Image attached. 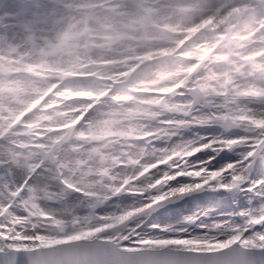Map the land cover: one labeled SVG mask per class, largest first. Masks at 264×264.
Instances as JSON below:
<instances>
[{
    "label": "snow or ice",
    "instance_id": "6c2138e0",
    "mask_svg": "<svg viewBox=\"0 0 264 264\" xmlns=\"http://www.w3.org/2000/svg\"><path fill=\"white\" fill-rule=\"evenodd\" d=\"M13 6L18 15L8 17L7 24H0V33L10 35L14 30L23 29V16H30L33 9L42 10V17H48L67 8L66 4L52 5L48 0H14ZM254 9L264 10V0H250L241 5L220 3L216 6L186 0H170L168 3L161 0H124L115 11L122 14L125 27L145 36L158 34L167 41L168 46L157 47L146 41L143 48L134 50L135 58L126 63L113 59L107 53L86 59L77 57L65 64H40L37 67L29 63L25 69L14 72L9 79L0 82V141L3 142L0 144V170L4 176L14 175L17 168L25 173L22 183L12 185L6 180L0 188L5 197L0 200V264H264V176L252 180L247 188L243 187L254 169L264 170V160L257 163V149L264 150V128L254 127L252 123L243 124L254 133L250 137L227 139L215 136L204 143L193 142L196 151L192 157L208 148H213L218 154L225 148L250 144L251 150L243 153L240 161L210 168L196 158L198 162H203L202 167L210 173L209 179L204 180L201 172L196 171L194 181L181 182L176 177L173 180L175 183L169 186L174 193L172 198L203 190L209 186V181L212 190H227L232 196V203L237 206L239 192L248 196L247 206L240 207L239 211H203V216L211 217L209 222L201 220L198 214L176 221V225L195 224L200 229L199 235L170 223L156 222L158 217H152V213L163 207L162 203H158L141 211L139 216H131V213L120 215L119 220H126L127 223L108 232L91 226L81 231L69 223L63 240L71 243H61L60 238L48 235V229L41 231L37 227L39 223L59 217L58 211L45 209L39 202L50 195L48 185L38 181L29 184L34 174L41 175L37 170L49 162L52 166L50 170L58 173L66 186L59 194L61 197L71 195L72 191L85 196V193L73 187L75 180L67 179L69 166L65 165L60 155L63 146L69 142L84 145L85 138L92 130L100 127L98 117L114 115L110 109H122L125 103L133 102V96L144 95L138 90L142 85L136 83L116 94H112V89L117 84H127L138 70L154 61L170 57H179L184 61L175 71L167 74L166 82L174 83L178 93H183V96H190L189 116L195 105L204 102L213 109L207 120L236 125L235 121H223L216 114L227 112V104L239 103L244 97L241 81H251L257 73H264V16L255 25L250 24L247 18ZM42 22V19H38L29 26L34 31ZM87 31V28L83 29V32ZM114 33L105 37L109 48L122 39L119 29L114 28ZM80 34L65 33L59 43L51 47L68 46L71 50V36ZM37 47H40L39 43ZM99 47L104 48L105 45ZM209 63H218L223 68L211 74L202 73L201 70L207 68ZM118 65L122 66L123 71L118 70ZM89 78L107 83L95 92L65 86L66 81ZM158 78L165 80V74ZM213 80L217 84H211ZM41 82L42 87L38 86ZM225 85L234 87L227 96H217L221 103H207L206 97L217 95ZM94 109L96 117L90 119L86 126H80L81 121ZM102 123L108 124L109 121L103 120ZM98 142V137H94L93 143ZM87 147L93 153H99L98 148H92L90 144ZM29 152L36 155L28 163H22L20 154ZM79 155L80 149L74 148V162H78L76 158ZM214 158L209 157V160ZM33 162L39 167H29ZM114 198L118 199V196ZM156 199L162 202L170 200L160 196ZM170 211L166 209L165 214ZM214 212L215 215L210 216ZM32 220L36 222L32 231L24 230V225ZM225 221L231 226L225 227ZM213 230L224 233V238L210 244L208 249L197 251L180 246L201 241L207 244L205 234ZM153 231L158 234L151 235ZM80 236L90 238L80 239ZM135 238L143 248L165 249L162 245H169L167 248L170 250L134 251L131 243ZM34 240L58 247H27ZM151 244L161 246L149 247Z\"/></svg>",
    "mask_w": 264,
    "mask_h": 264
},
{
    "label": "bare ground",
    "instance_id": "6f19581e",
    "mask_svg": "<svg viewBox=\"0 0 264 264\" xmlns=\"http://www.w3.org/2000/svg\"><path fill=\"white\" fill-rule=\"evenodd\" d=\"M199 1H202V4H208L212 6L220 4L219 0ZM123 2L124 0H65L62 3L66 4L67 8L61 9L48 17H42V10L33 9L31 15L29 16V19L32 21L42 19V21L51 22L56 18L61 20L63 23L59 26L48 25L47 28L49 29L40 28V26H38L34 31L30 28L29 23H25L23 29L14 30L10 35L6 33H0V56L4 57L5 60L18 67V69H25L29 63H32L38 67L41 63L39 61H34V53L30 55L28 52H23V48L18 49L20 46L18 43L13 44L11 46L13 48L10 51L8 45H4V43L8 40V38L11 37L15 38L17 36H22L24 38L23 40L25 41L28 38L50 35L51 33L53 37L58 39V42L65 33H81L79 36H71L69 41L70 45L76 49L75 51H79L77 54L71 55L70 53L67 54V52L64 53L62 51L58 55H53L50 54L53 49L51 45L53 44L49 45V42L46 44H43L41 41L38 42L40 48H36L35 52L43 53L45 56L54 57V62L57 61L66 63L67 61H72L71 59L75 60L77 57L86 59L88 57H96L105 53L111 55L113 59L123 62L128 57L117 56L116 52H118L120 48L126 46L129 48L132 47V51L134 52L133 44L139 43V47L137 48H143L144 44L141 43H145L146 41H150L157 47L168 46L167 41L161 38L158 34H149L145 36L139 31H134L125 27V21L122 17V14L115 11V8ZM186 2L194 3L195 0H186ZM245 2H250V0L225 1V3L231 5H241ZM48 3L52 5L57 4L55 0H48ZM13 5L14 0H10L6 6V9L0 15V18H2V20H0V24H7L8 17L18 15ZM94 5L96 7L93 10H83V7L85 6ZM122 12H126V10H122ZM260 18L261 17L256 16L254 18L251 17V19H247L250 24L255 25ZM78 21L85 23V26L83 25V27L79 29L75 25V23ZM93 22L99 23V26H95L92 24ZM85 28L88 29L87 32H83V29ZM114 28L119 29L122 39L116 43H113L109 48L107 47V41L105 40V37L114 35ZM20 33H22V35H20ZM80 40H82L84 43L97 41L101 43V45H105V47H100L101 49L99 52H94L91 55H84L81 53L82 43H79ZM97 42L96 44H98ZM48 45L50 47L45 48ZM2 46H4V50L2 49ZM25 48L28 50V45L25 46ZM13 53L16 54L12 55ZM253 61L255 62L254 58ZM181 63H184V61L179 57H171L170 60L163 63L162 66L149 71L144 77L135 82L136 84L142 85V87H140L138 90L144 93V95L133 96L131 99L138 104H148L153 102L160 106L173 101L168 99V93L172 89H177V86L172 82H166L168 80L167 74L175 71L176 67H178ZM213 65L215 64L211 63L207 66V68L202 69V73H214V71L209 70L210 66ZM161 74H165V80L158 78ZM0 82L3 81L0 80ZM210 83L217 84V82L214 80L210 81ZM241 84L243 85L242 91H244V97L239 101V103L227 104V112L216 114L219 118L229 123L235 121L236 125L225 124L227 129L224 131L222 130L219 133L212 131V128L215 127V124L211 122L209 123V121L206 119L208 114L213 111L212 107L209 105H207L205 108L199 107L194 110L195 112L193 116L191 118L189 117L187 121L189 123L188 128L191 129L188 131L179 130L180 121H178L177 118L168 116L167 114H165L162 119L155 120H153L150 116L148 119L135 118L133 124L127 125V127H125L126 124H124L125 121L122 118H113L112 115L98 117V120L101 121L100 127L93 129L92 133L85 138V144L79 147L80 152L86 151V154L88 150H91V148L87 147V145L90 144L92 148H98L99 153H93L91 151L94 157H97V160L92 161L85 157V159L78 157L76 158L78 162H74L73 155H71L68 150L71 152L79 145L72 142L69 143L66 151L62 150L60 152V155L63 157V162L65 165L69 166L67 179L69 181L75 180L73 185L76 186L77 189H84L83 186L77 187V185H81L83 181H85L87 185L91 184L92 186H96L99 177L105 183L103 186H101L104 198H102V200L97 199V207L99 209H95V211L92 212L91 210H87V208H83L81 206V202L83 203L84 201L83 199L80 200L77 198L78 200H76V198H69L67 196L61 197L59 195L61 192L56 191L53 187L55 181L52 179V177H47L52 175V172L49 170L48 165L46 164V166H42L37 170V172L41 175L37 176L34 174L32 180L29 181V184L38 181L48 185L50 191L49 196H52L54 200L52 202H48L46 201V198H44L39 202L45 209L58 211L59 217L58 219L54 218L39 223L37 224V227L41 231L48 229L49 231L54 230V232H60L66 230L69 223L75 227H79L84 224H90L93 223V221H96L98 225L102 223H109L112 220L119 218L120 215L129 213L131 211L140 210V208L147 204L148 201L153 197H163L165 195L171 194L172 191L169 186L175 183L172 181V178L175 175L186 176L180 177L179 181L181 182H191L196 179L195 172L200 171L203 179L208 180L210 173L205 167H202L203 162L210 168H219L228 162L240 161L242 159V154L247 152L245 150L248 148V144L236 145L233 147V149L225 148L218 154L216 151H213L211 155L196 153L195 157H192V154L196 151V148L193 144L194 141L197 143H204L211 140L215 136H221L222 138L227 139L252 136L254 133L249 131L246 125H243L245 122L252 123L253 126L257 128H264V118H261V115H264V101H261L264 100V73H257L251 81L243 80L241 81ZM40 86L42 87L43 84H40ZM104 86L105 84L96 85L94 87L87 86L83 88H71L74 90H91L95 92L99 91ZM129 87H132V85H129ZM232 87L234 86L225 85L223 89L216 95V98L213 100L212 104L221 103V101L217 99V96H227L232 90ZM166 89H170V91ZM115 92H117V90H112V94H116ZM104 99L108 100L107 97ZM109 111L113 113L121 112L124 116L131 115L124 108L118 109L113 107ZM96 115L97 113L94 109L92 113L88 114L86 119L81 121L80 126H86L87 122L90 119H94ZM137 116L139 115L137 114ZM141 116L142 115L139 117ZM103 120H108L109 123L103 124ZM101 132H103V134H101ZM160 134H162L161 143L159 145H151L149 143L150 140ZM121 135L124 137L132 136L136 139L138 138L137 141L143 143L145 146H138L134 144L133 141L120 138L118 145L112 151H103L100 149L107 140ZM142 135H144L145 138H141ZM94 137H98V143H93ZM2 143L3 142L0 141V144ZM101 154L104 157L103 159H101ZM35 155L36 154L33 152L21 153V162L28 163ZM80 155H85V153L82 152ZM122 157L125 159L123 160ZM209 157L215 158L209 160ZM222 157L226 158V160L222 161ZM196 158H199V160L203 162H198ZM262 160H264V152L263 155L258 158L257 163L259 164V162ZM97 162L98 164L99 162L100 164H103L100 169L98 168L99 165L97 166ZM166 162H170V170L164 168V164ZM29 167H39V164L33 162L29 164ZM75 167L77 168V173L72 177L70 176V172L71 169ZM172 171L173 175L171 174ZM142 172H146L148 175L146 182L135 183V177ZM53 174L55 178H57V181L65 186L62 182V177H60L58 173ZM24 175V171L19 168L15 170L14 175L8 176H4L2 174V170H0V188H2L3 183L6 180L12 185L22 183ZM262 176H264V170L259 168L254 169L250 173V179L245 181L243 187L247 188V185L250 184L252 180H258ZM209 186H212L211 181H209ZM25 191H27V189ZM84 192H87V197L96 201V195L98 193L92 191ZM228 194L229 193H227L224 198L218 196L216 197V200L207 198L204 201H189L184 206V211L179 213V218L161 215L158 216L156 222L176 225L177 220L181 219L182 217L191 216L194 214H198L201 220L209 222L211 217H205L201 214L207 209H215V212L228 213L234 210L239 211L240 207L247 206L248 196H246L243 192H239L236 197V199L239 201V206L232 203V198L228 197ZM21 195H24V193ZM248 195H252V193H248ZM117 196L118 199L114 198ZM4 198V193L2 190H0V200H3ZM229 200L231 203L228 202ZM215 212L210 213V216L215 215ZM76 217H78V219H74ZM236 219H238V217ZM34 223H36L34 220L29 221L24 225V230L31 232ZM176 226L187 229L188 231L193 232L194 235L200 234V229H198L195 224L188 228H186L185 225ZM228 226L231 225H229V222L225 221V227ZM49 231L48 235L50 237H57L60 238V240H63V235L61 233H54L55 235H50ZM156 233L157 232L153 231L151 235H157ZM223 235L224 233L213 230L206 233L204 238L207 239L208 242H212L213 240L219 242V239L222 238ZM133 241L139 240L138 238H135ZM38 243L40 242L33 241L32 244ZM199 243L194 242L191 243L190 246H208V244L200 245Z\"/></svg>",
    "mask_w": 264,
    "mask_h": 264
},
{
    "label": "rangeland",
    "instance_id": "374dc122",
    "mask_svg": "<svg viewBox=\"0 0 264 264\" xmlns=\"http://www.w3.org/2000/svg\"><path fill=\"white\" fill-rule=\"evenodd\" d=\"M10 0H7V2L5 3V8L3 10L0 11V15L1 13L6 9V6L8 5ZM65 0H60L59 3H62L64 2ZM226 0H219L220 3H225ZM58 2V1H57ZM162 3H168L170 2V0H161ZM194 3H203L202 1H199V0H195ZM95 5L94 6H89V7H84L83 10L85 11H88V10H93L95 9ZM20 15L23 16L22 13H20ZM262 17L263 16V10H259L258 9V12L254 13L251 17L254 18V17ZM250 17V19H251ZM23 19H24V24H35L36 21H32L29 19V16H23ZM0 20H2V18H0ZM63 22H61V20H58V19H54L52 20L51 22H46V21H43L42 23H40V28H46V29H49L47 28L48 25L50 26H59L61 25ZM92 24H94L95 26H99V23H95L93 22ZM75 25L80 29L81 27H83V25L85 26V23H83L82 21H78L77 23H75ZM52 34V33H51ZM44 35V36H38V37H35V38H28L26 39L25 41L23 40L24 38L21 36H17L15 38L11 37V38H8L7 41H5L4 45H8V48H10V51L13 47H11L13 44H19V48L18 49H24L23 52H28L30 55L32 53L35 54V58H34V61H39L41 64H47V65H52V64H65V62H57L55 60L54 57H49V56H45L43 53H40V52H35L36 48L37 47V44L38 42L40 41L39 38H43V37H49L48 40L46 41H41L43 44H46L49 42V45L51 44H58V39H56L55 37H53L52 35ZM20 35H22V33H20ZM60 41V40H59ZM93 42H97V41H93ZM79 43L82 45L81 46V53H83L84 55H91L93 54L94 52H99L100 51V45L101 43L97 42L98 43V47L95 46L94 43L92 42H87V43H84L82 42V40L79 41ZM84 44V45H83ZM88 44H91V45H94L95 47H93L90 51H87V46ZM139 44V43H138ZM138 44H133V50L137 49V47H139ZM141 44H144V43H141ZM28 45V50L25 48V46ZM46 46L45 48L47 47H50V46ZM42 46V45H41ZM40 48V47H39ZM2 49L4 50V46H2ZM15 49V48H14ZM1 50V49H0ZM76 49L73 48V46L71 45V50H69L68 46H65L63 48H56V49H52L51 53L50 54H53V55H58L60 52H64L67 54L70 53L71 55L72 54H77L79 53V51H75ZM78 50V49H77ZM1 52V51H0ZM9 52V51H8ZM16 53H13L12 55H15ZM117 56L118 57H128L126 60H124L123 62L126 63L128 60H131V59H134L135 58V55H134V52L132 51V47H123V48H120L118 50V52H116ZM8 56V55H7ZM33 57V55H32ZM171 58V57H170ZM170 58L166 59V60H162V61H154L152 63H148L146 64L145 67H143L142 70H138L136 72V74H134V78L132 80H130L127 84H117L115 85V87H113L112 90L116 91L115 93H118V92H121V91H124L126 90L127 87H129V85H131L132 83H135L137 80H139L140 78L144 77L149 71L155 69V68H158L160 66H162L163 63L167 62L168 60H170ZM73 60V59H71ZM53 61V62H52ZM70 61V60H69ZM68 63V61L66 62ZM143 63V62H142ZM0 64H2L7 70L8 72L7 73H4L0 70V80L2 81H5L7 79H9L12 74L18 70H22V69H18V67H16L15 65H13L12 63L8 62L7 60H5V58H1L0 57ZM211 63H209L208 65H210ZM215 65L213 66H210V69L209 70H212L215 72H218V71H221L223 66L220 65V64H216L214 63ZM118 70L120 71H123V68L122 66L118 65ZM107 82L103 81V80H99V79H95V78H89V79H81L80 82H72V81H66L65 82V85H68L67 87L71 88V87H75V88H83V87H87V86H91V87H94L96 85H102V84H106ZM41 84H43V82H41ZM40 86V85H38ZM41 87V86H40ZM172 92H175V94L173 95ZM184 94L183 93H178L177 89H172L169 93H168V99H171L173 101H171L170 103L168 104H165L163 106H160L156 103H148V104H138L136 103L135 101H133L131 104H127L125 103L123 108L125 110H127L129 112V114H131L130 116H124L123 113L119 112V113H114V115H112L113 118H122L125 122L124 124H126L125 127H127V125H131L133 124L135 118H140V119H148L149 116L155 120V119H162L163 116L165 114H167L168 116L170 117H173V118H177L178 121H180V129L179 130H183V131H188V130H191L189 127V123L187 122L188 121V118L192 117L193 114H194V110L201 107V108H205L208 104H204L203 102H200V105L199 106H194V110L192 111L191 115L189 116L187 113L191 111V108L189 107V105L191 104V101H189L190 99V96H183ZM216 98V95H213V96H207L206 97V101L207 103L209 104H212L213 100ZM172 110H175V111H172ZM93 111V110H92ZM92 111H90L88 114L92 113ZM134 113V114H132ZM88 114L87 116L85 117V119L88 117ZM137 114L140 116L142 115L141 117L137 116ZM223 120V119H222ZM209 123H214L215 124V127L212 128V131L216 132V133H219L221 132L222 130L224 131L225 129H227L225 123L223 122H220V121H215V120H208ZM224 121V120H223ZM127 139L129 141H133L134 144L138 145V146H145L143 143H140L137 141V139L135 137H132V136H126L124 137L123 135L121 136H118L116 138H112L110 140H107L105 144L102 145V147L100 148L101 150L103 151H112L117 145H118V142H119V139ZM141 138H145L144 135L141 136ZM162 141V134L158 135V136H155L154 138H152L150 140V144L151 145H159ZM70 143V142H69ZM69 143H66L64 146H63V150H67V146L69 145ZM109 144H111L109 147H107ZM248 148H246L245 151H249L251 150V145L248 144ZM82 146V145H79L77 146L78 148ZM259 149H257L258 151ZM213 148H208V149H204L203 151L199 152V153H203L205 155H211L213 153ZM68 152L73 155V151L70 152V150H68ZM85 153V155H79L80 158L82 159H85V158H88L90 160H97V157H94L93 153L91 152V150H88L87 151V154H86V151H82ZM80 152V153H82ZM263 152L264 150H261L260 151V154L258 156V158H260L262 155H263ZM34 153V152H33ZM87 155V156H86ZM85 157V158H84ZM123 158V157H122ZM125 158H123L124 160ZM222 161H225L226 158L222 157L221 158ZM46 164L48 165V168L49 170L51 169V165L49 162H46ZM99 165V166H98ZM103 164H98L97 162V166L98 168L100 169L101 166ZM164 168L167 169V170H170L171 169V164L170 162H166L164 164ZM51 171V170H50ZM52 172V175L50 176H47V177H52V179L55 181V183L53 184V187L56 191L58 192H63L65 190V187L66 186H63L60 182L57 181V178H55L54 176V172ZM77 173V168H72L71 169V172H70V176H75ZM171 174L173 175V171L171 172ZM145 177L143 179H140L142 176ZM176 177H178L177 179L180 180V177L178 175H175L172 179L174 180ZM148 178V175L146 172H142L140 173L138 176L135 177V183L137 182H146ZM82 179V178H81ZM172 180V181H173ZM110 181V180H109ZM174 182V181H173ZM105 183L100 179H98V183L96 186H92L91 184H86L85 181H83V183H81V185L83 186L84 191H92V192H96L98 193L96 195V201L95 200H91L89 197L86 196V193L87 192H84L80 189H76L78 192H83L85 193V196L84 194L82 193H77L75 191H72L71 195H67V197L69 198H76V200H78L77 198H79L80 200L83 199V203L81 202V206L83 208H87V210H91L92 212L96 210H98L99 208L97 207V199L98 200H102V198H104L103 196V193H102V189H101V186H103ZM85 186V187H84ZM75 187V186H73ZM229 193L227 190H217V191H214L212 190V188L210 186L208 187H205V189L203 190H197V191H194L192 194L193 195H198L199 197L198 198H195V199H190V200H187L185 203L181 204L180 206H178L177 208H172V209H168V210H171L169 214H165V211L164 212H160L159 214L155 215L154 217H158V216H173L175 218H179V213L183 212L184 211V206L186 205V203H188L189 201H192V200H195V201H204L205 199L209 198V199H212V200H216V197L220 196L222 198L225 197V195ZM174 193H171V194H168V195H165L163 196L164 199H166L167 197H170V196H173ZM157 197V196H156ZM156 197H153L151 200L148 201L147 204H145L143 207L140 208V210L138 211H131L129 213H131V216H136L137 214L141 213V211H145L147 210L148 207H152V206H155L156 204H158L159 202L161 201H158L156 199ZM228 197L232 198V196L230 194H228ZM54 200V198L52 196H48L46 197V201L48 202H52ZM229 203H231V201L229 200L228 201ZM171 203V202H170ZM103 210V209H102ZM131 216L129 217V219H131ZM183 218V217H182ZM181 218V219H182ZM150 220L152 219L151 217L149 218ZM126 221V220H125ZM125 221H121L119 220V218H117L116 220H112L111 222L109 223H102V224H97L96 221H93V223H90V224H84L85 227H77L78 229H80L81 231H86L87 230V226H91V227H94L96 229H99L100 231H105V232H108L110 231L111 229L113 228H120L121 227V224ZM127 222V221H126ZM151 222V221H149ZM186 226V228L188 227H191L193 224H183ZM67 231L64 230V231H60V232H54V230H50L49 234L50 235H55L54 233H58V234H64L65 232ZM52 233V234H51ZM70 234H75V233H70ZM98 234V233H96ZM158 234V233H156ZM224 237L220 238V239H223ZM219 239V240H220ZM35 241V240H34ZM214 243H217V241L213 240L212 242L210 241L208 244V246L206 247H192L190 246L191 243L189 244H184V245H180L182 247H185V248H189V249H208L209 248V245L210 244H214ZM200 245L202 244H206V243H203V242H200L199 243ZM131 246H134V247H141L139 245V241H133L131 243ZM161 245H155V244H151L149 245V247H160ZM162 246H169V245H162Z\"/></svg>",
    "mask_w": 264,
    "mask_h": 264
},
{
    "label": "water",
    "instance_id": "95a60500",
    "mask_svg": "<svg viewBox=\"0 0 264 264\" xmlns=\"http://www.w3.org/2000/svg\"><path fill=\"white\" fill-rule=\"evenodd\" d=\"M7 2V0H0V11L1 10H3L4 8H5V3ZM257 12V9H255V10H251L250 11V13H249V15H248V17H250L252 14H254V13H256ZM0 70L1 71H3V72H8V70L2 65V64H0ZM70 81H72V82H80L81 81V79H77V80H70ZM199 104H197V105H195V106H198ZM260 149H259V151H258V156H259V154H260ZM197 197H199L198 195H188V196H185V197H183L181 200H179L178 202H174V203H168V202H159V203H162L163 204V207H161V208H158L157 209V211H154L153 213H152V217H154L155 215H157V214H159L160 212H164L166 209H172V208H174V207H178V206H180L181 204H183V203H185L187 200H189V199H194V198H197ZM174 199H176V198H170V200L169 201H172V200H174ZM152 207H154V206H152ZM140 215V213L139 214H137L136 216H139ZM151 217V218H152ZM127 222H125V223H123V224H126ZM122 224V225H123ZM81 238H83V239H89L90 237H88V236H84V237H80V239ZM61 242L62 243H71V242H69V241H67V242H65V240H61ZM39 246H41V247H45V248H56V247H58V245H56V244H50V243H38V244H31V245H27V247H31V248H33V247H39ZM235 247V246H234ZM131 248L134 250V251H137V252H155V251H160V252H168L170 249L169 248H167V246H166V248L165 249H146V248H143V247H134V246H131ZM192 250H197V251H199V250H203V249H192ZM225 252H227L228 250H224Z\"/></svg>",
    "mask_w": 264,
    "mask_h": 264
}]
</instances>
